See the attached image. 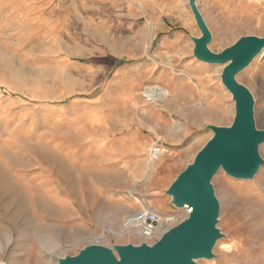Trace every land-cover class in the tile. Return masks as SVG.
Instances as JSON below:
<instances>
[{"label": "rangeland", "instance_id": "1", "mask_svg": "<svg viewBox=\"0 0 264 264\" xmlns=\"http://www.w3.org/2000/svg\"><path fill=\"white\" fill-rule=\"evenodd\" d=\"M261 2L198 0L209 48L264 36ZM200 35L189 0H0V264L139 244L118 232L127 215L177 210L165 191L208 126L235 116L224 66L194 56ZM237 80L264 129V53ZM212 183L224 237L199 263L264 264V164L250 180L220 169Z\"/></svg>", "mask_w": 264, "mask_h": 264}, {"label": "water", "instance_id": "2", "mask_svg": "<svg viewBox=\"0 0 264 264\" xmlns=\"http://www.w3.org/2000/svg\"><path fill=\"white\" fill-rule=\"evenodd\" d=\"M189 6L201 31L193 37L194 56L206 64L223 65L222 83L232 94L235 116L230 126L209 125L213 136L194 160L178 174L165 193L175 209L191 208L189 215L166 229L153 243L115 244L91 242L76 255L58 259L59 264H200L213 259L218 241L224 237L218 227L221 202L212 180L224 170L238 179H253L264 164L260 148L264 129L256 125L255 98L237 75L264 53V36L244 35L216 53L209 48L212 33L198 0Z\"/></svg>", "mask_w": 264, "mask_h": 264}, {"label": "built area", "instance_id": "3", "mask_svg": "<svg viewBox=\"0 0 264 264\" xmlns=\"http://www.w3.org/2000/svg\"><path fill=\"white\" fill-rule=\"evenodd\" d=\"M191 210V208L185 206L168 214H162L151 208H142L127 215L123 220V227L140 238L141 242L153 243L166 229L186 218Z\"/></svg>", "mask_w": 264, "mask_h": 264}, {"label": "bare ground", "instance_id": "4", "mask_svg": "<svg viewBox=\"0 0 264 264\" xmlns=\"http://www.w3.org/2000/svg\"><path fill=\"white\" fill-rule=\"evenodd\" d=\"M263 54V53H262ZM262 54H260L259 56H261ZM257 56L256 59L259 57ZM162 93H158V92H155V90L153 88H150L148 87L147 90H146V96H148L150 98V100H154V99H157L159 97H162ZM164 152V150H161L160 148H154L152 150V158H151V161L152 162L155 158H157L159 155H161L162 153ZM152 209V208H151ZM154 210V209H153ZM156 211V210H155ZM158 212V211H156ZM160 213V212H159ZM126 231H130L128 229H126L125 227H123V229L119 230L118 232L120 233H124ZM227 246V245H226ZM231 247V246H230ZM228 248V247H227ZM231 249V248H230Z\"/></svg>", "mask_w": 264, "mask_h": 264}, {"label": "crops", "instance_id": "5", "mask_svg": "<svg viewBox=\"0 0 264 264\" xmlns=\"http://www.w3.org/2000/svg\"><path fill=\"white\" fill-rule=\"evenodd\" d=\"M262 2H261V5L264 7V0H261ZM136 210H134V211H132L131 213H133V212H135ZM130 213V214H131Z\"/></svg>", "mask_w": 264, "mask_h": 264}]
</instances>
